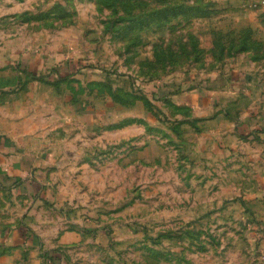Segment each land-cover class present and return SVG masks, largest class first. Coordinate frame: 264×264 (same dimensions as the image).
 Wrapping results in <instances>:
<instances>
[{"label": "rangeland", "instance_id": "1", "mask_svg": "<svg viewBox=\"0 0 264 264\" xmlns=\"http://www.w3.org/2000/svg\"><path fill=\"white\" fill-rule=\"evenodd\" d=\"M240 73L264 79V0H0V112L55 152L50 188L4 214L24 242L0 264H264Z\"/></svg>", "mask_w": 264, "mask_h": 264}, {"label": "crops", "instance_id": "2", "mask_svg": "<svg viewBox=\"0 0 264 264\" xmlns=\"http://www.w3.org/2000/svg\"><path fill=\"white\" fill-rule=\"evenodd\" d=\"M241 74L237 75L236 80L239 84L244 83L242 89L245 91L244 96L249 97V100L252 95L256 96V99H260V101L255 100L254 103L243 106L246 110L240 111L241 119L239 122L242 124V131L249 136L257 130L264 129V102H262L264 99V84H262L264 79L260 78L258 82V78L254 77L252 81L251 77H245ZM51 97L54 98L53 95ZM208 100L204 97L203 103L208 102L209 107L207 108L210 110L212 101ZM185 104H190L192 108H197L199 105L193 98L191 101L185 102L179 97V105ZM5 106L0 112V244L24 242L23 230L25 228L22 225L20 227L8 226L4 214L5 212L17 211V207L23 199L41 198L42 193L50 188L49 174L46 173L50 160L43 159V156L47 158L55 155V152L52 153L40 148L36 144L44 140L42 133L37 131L38 127H35L36 123L33 124L32 119H25L22 106L18 103H10ZM79 121H82L81 115H79V120L77 119L75 122L76 125H81ZM225 124L232 125L234 123L226 121ZM235 138L236 136H231L230 139L235 140ZM45 175L48 177L47 180ZM10 220L15 221L14 218ZM7 227H11V229L8 230Z\"/></svg>", "mask_w": 264, "mask_h": 264}, {"label": "trees", "instance_id": "3", "mask_svg": "<svg viewBox=\"0 0 264 264\" xmlns=\"http://www.w3.org/2000/svg\"><path fill=\"white\" fill-rule=\"evenodd\" d=\"M23 72H25L26 74H29V75L33 76L34 78H36L39 81H43L46 84H51V85L54 84V82L52 80H49V79H47V78H45L43 76H36L35 73H31L27 69H24ZM141 100L143 101V103H144V105H145V107L147 109H149V110H151V109L154 110L155 109L154 108V105L151 103V100L147 96L141 95ZM155 113H156V111H155Z\"/></svg>", "mask_w": 264, "mask_h": 264}]
</instances>
